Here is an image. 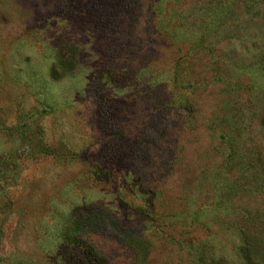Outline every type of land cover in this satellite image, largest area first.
Returning a JSON list of instances; mask_svg holds the SVG:
<instances>
[{
  "label": "rangeland",
  "instance_id": "obj_1",
  "mask_svg": "<svg viewBox=\"0 0 264 264\" xmlns=\"http://www.w3.org/2000/svg\"><path fill=\"white\" fill-rule=\"evenodd\" d=\"M120 1L0 0V264H66L62 230L93 204L145 228L148 264H245L236 222L264 230V0Z\"/></svg>",
  "mask_w": 264,
  "mask_h": 264
},
{
  "label": "trees",
  "instance_id": "obj_2",
  "mask_svg": "<svg viewBox=\"0 0 264 264\" xmlns=\"http://www.w3.org/2000/svg\"><path fill=\"white\" fill-rule=\"evenodd\" d=\"M118 5L121 11L126 12V0H121ZM76 54L77 50L74 45H63L59 49L58 68L64 72L73 70ZM262 70L264 76V64ZM51 72L53 76L60 74L57 70ZM103 176L111 175L104 173ZM236 224L241 234L239 252L245 264H264V230L262 226L256 219L248 217L247 212L241 215ZM92 232L110 236L126 246L132 254L131 264L149 263L148 256L153 248V242L146 234L145 228L140 224L133 226L121 223L107 208L99 204L78 208L73 213L70 222L62 230L59 249L63 253L61 259L64 263L111 264L88 240L87 234ZM202 261V258L196 260L199 262L197 264H203Z\"/></svg>",
  "mask_w": 264,
  "mask_h": 264
}]
</instances>
